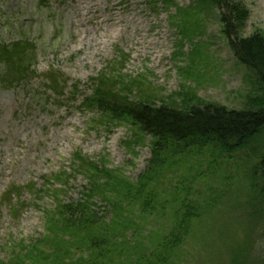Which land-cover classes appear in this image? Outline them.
Listing matches in <instances>:
<instances>
[{
  "label": "trees",
  "instance_id": "trees-1",
  "mask_svg": "<svg viewBox=\"0 0 264 264\" xmlns=\"http://www.w3.org/2000/svg\"><path fill=\"white\" fill-rule=\"evenodd\" d=\"M149 1L152 7L175 9L171 26L180 47L204 34L206 17L213 11L237 64L252 75L260 93L247 95L238 110L202 101L194 89L183 86L182 93L165 98L145 75H122L120 69H110L116 61L109 63L90 79L92 91L82 101L109 123L130 126L127 148L135 155L134 149L147 145L146 168L131 179L105 158L93 161L75 152L72 168L58 178L65 179L66 187L74 174L86 185L76 200H64L63 189L50 191L54 207L43 213L46 236L24 252L19 264H182L198 223L237 181L248 189L242 209L245 226L242 239L228 246L223 264H264V35L243 34L249 12L237 0H194L185 8L175 3L179 0ZM197 49L194 54L202 60L191 62L190 70H178L198 88L204 55ZM34 53V44L26 38L0 43V86L26 87L36 77ZM45 81L53 99L63 100L58 90L64 85L56 72H49ZM216 173L215 184L206 183ZM22 190L9 188L4 202L9 204V195L18 196ZM158 221L165 224L154 227Z\"/></svg>",
  "mask_w": 264,
  "mask_h": 264
},
{
  "label": "rangeland",
  "instance_id": "rangeland-1",
  "mask_svg": "<svg viewBox=\"0 0 264 264\" xmlns=\"http://www.w3.org/2000/svg\"><path fill=\"white\" fill-rule=\"evenodd\" d=\"M193 1L175 3L185 8ZM237 1L249 12L243 34L264 35V0ZM174 13V8L152 7L149 0H0V43L23 38L32 42V70L36 73L26 87L0 86V264H19L24 252L46 236L43 213L54 207L51 190L63 189L64 200L79 198L86 185L81 176L71 174L66 187L62 186L65 179L58 178L72 168L75 152L93 161L105 158L108 165L123 169L131 179L145 170L149 149L139 146L135 155L129 151L130 126L109 123L82 101L92 91L90 79L109 63L116 61L110 69H120L122 75H145L165 98L182 93L183 86L194 89L202 101L238 110L247 95H259L252 75L237 64L229 50L213 11L206 17L204 34L182 47L171 26ZM197 44L204 55L198 88L185 71L178 70H190L191 62L202 60L194 54ZM179 51L183 54L177 55ZM51 71L64 85L58 90L63 92L59 102L46 90L45 78ZM218 177L216 173L206 183L214 185ZM237 182L198 223L182 264H223L228 246L242 239L243 197L248 189ZM11 187L23 190L18 196L10 194L8 204L2 197ZM162 224L165 222L152 225Z\"/></svg>",
  "mask_w": 264,
  "mask_h": 264
}]
</instances>
